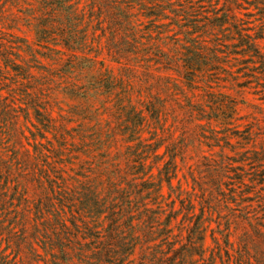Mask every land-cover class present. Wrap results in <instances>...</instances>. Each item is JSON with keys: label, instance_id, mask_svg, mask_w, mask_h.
Returning <instances> with one entry per match:
<instances>
[{"label": "trees", "instance_id": "obj_1", "mask_svg": "<svg viewBox=\"0 0 264 264\" xmlns=\"http://www.w3.org/2000/svg\"><path fill=\"white\" fill-rule=\"evenodd\" d=\"M6 3L22 12L33 40L0 41V62L14 72L26 110L58 137L50 152L79 160L77 169L33 171L42 223L28 239L32 258L34 239L45 264H252L250 236L235 248L227 228L252 219L245 199L234 197L246 180L243 195L257 191L263 213L254 226L264 227V187L256 189L264 183V128L238 123L244 88L254 84L264 98V0ZM34 71L48 80L74 76L63 92L76 102L75 119L52 116ZM224 73L235 95L220 89ZM204 146L219 150L208 156ZM43 147L36 146L35 162L47 158ZM189 152L198 157L193 168ZM212 220L226 227L207 255ZM260 254L255 264H264Z\"/></svg>", "mask_w": 264, "mask_h": 264}, {"label": "rangeland", "instance_id": "obj_2", "mask_svg": "<svg viewBox=\"0 0 264 264\" xmlns=\"http://www.w3.org/2000/svg\"><path fill=\"white\" fill-rule=\"evenodd\" d=\"M3 3L4 0H0V41L14 39L15 36L25 37L30 41L33 40L32 33L24 25L25 21L22 18V12H18L9 3L1 7ZM249 9L251 10L252 8L250 7ZM242 16L245 19L247 18L243 14ZM255 23H251V25ZM8 24H12L14 27L7 28ZM212 33L219 37L222 36V33L217 31V29H214ZM214 34H209V37H213ZM14 52H17V49H14ZM20 53L24 55L22 52ZM99 58L104 60L105 64L111 67L114 72L118 71V64L110 62L104 53L99 55ZM34 74L40 83V96L47 103L52 116L59 123H65L63 121L64 118L73 117L72 111L76 106V102L68 98L63 90L68 87L67 85L74 76L66 74L61 78L56 77L54 80H48L41 79L40 73H37V71H34ZM224 77L226 78L225 81H219L220 89L223 92L235 95L234 84L231 85L225 73ZM240 79L243 80L244 78ZM15 80L14 72L5 71L3 63L0 62V264H45L46 255L38 240H31V245L37 249L38 255L32 258L29 250L30 241L28 239H31L33 227L36 224L41 227L42 223V219H36L34 214V205L42 189L37 181L39 175H33V171H38V169H35L36 167L45 166L44 168H50L52 165L62 170H67L70 167L77 169L79 160H72V163H69L68 156L61 155L57 158L53 152H50L52 151L51 149L55 148L56 150L58 148V137L54 136L53 129H45L38 124L32 109L26 110V105L20 95V87ZM253 86L254 84H250L249 87L244 88V93L242 94L244 102L238 105V115L241 117L238 123L242 127L244 124H251L254 127L264 128V98H261L260 93H255L256 88ZM6 105L7 108L4 107ZM103 117L105 118L106 116ZM73 119L75 118L73 117ZM76 124L77 122L75 121H69L67 127L72 128ZM41 133L46 136L45 139L40 138ZM232 141L234 142L235 140ZM39 143L45 146L42 150L47 155V158L44 157L42 160L35 162V149ZM162 150L163 148L160 149V151ZM203 150L204 154L209 156L213 152L218 151L219 148L216 147L209 150L208 147L204 146ZM225 153L229 156H236V150L233 151L230 148L225 149ZM82 158L85 159L84 157ZM197 158L194 153L189 152V158L188 156L186 158V166L193 168ZM183 174L186 178L182 177ZM63 175L66 176L65 173ZM179 177L183 182V187L190 190L192 183L186 168L182 169ZM246 183L247 186L250 185L248 180H246ZM46 185L47 183L44 182V186ZM247 186L238 188L234 197L238 202L241 199H245L241 205L246 207L247 214L252 219H236L237 223H230L227 231L230 233V241L235 248L244 234L250 236L249 259L252 264H255L259 258H263L260 254L261 251L264 252V238L260 236V232L264 234V227L254 226L257 225L263 213L256 202L257 191L252 190L243 195V190ZM259 187H264V183L257 186L256 189ZM261 193H264V190H261ZM225 227L224 224L217 225L215 220L209 223L205 242L207 255L214 247L215 239H221L219 230L225 229ZM17 240L18 242H16Z\"/></svg>", "mask_w": 264, "mask_h": 264}]
</instances>
